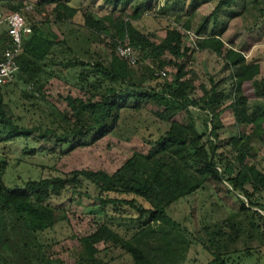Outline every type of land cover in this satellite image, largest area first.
I'll return each mask as SVG.
<instances>
[{
    "label": "trees",
    "instance_id": "16d2710c",
    "mask_svg": "<svg viewBox=\"0 0 264 264\" xmlns=\"http://www.w3.org/2000/svg\"><path fill=\"white\" fill-rule=\"evenodd\" d=\"M74 1L38 0L34 11L45 14L46 7L53 6L50 23L71 26L78 14ZM87 1L92 6L101 2V11L85 10L81 14L85 36L73 35L70 30L66 32L68 38L62 33L45 34L42 24L34 23L29 13H24L28 5L23 0L5 3L8 12L24 15L31 34L16 59L18 68L11 82L0 84V145L22 143L21 155L30 158L35 154L34 146L55 153L88 138L96 143L117 130L121 113L127 109H155L153 115L167 127L149 144L146 153H133L112 174L73 169L64 175H38L25 180L14 166L10 184H6L8 163L0 161V264H62L48 256L52 245L41 238L68 221L61 206L65 195L72 204L91 199L86 185L95 192L93 205L100 210L130 211L134 218L128 222L135 226L128 237L121 236L108 221L98 224L87 236L71 235L69 240L84 254L76 257L74 264H104L101 256L109 250L124 253L130 264H184L192 244L210 255L206 264H259L260 248L229 251L226 243L219 242L223 235L220 231L217 245H207L173 221L167 209L207 184H226L239 203L237 228L242 227L248 240L254 237L264 244V173L256 167L251 145L257 141L264 150V76L259 78L258 63H246L240 52L224 45L221 36L226 23L218 22L223 13L228 15L227 21L254 13L253 25H264V0H165L154 16L163 15L165 8L178 3L182 7L173 16L174 25L179 26L180 18L187 19L180 25L184 34L176 28L167 29L159 43L134 27L143 16L153 14L154 0ZM208 4L213 11L197 29L195 50L190 49L191 20L200 7ZM210 20L212 24L207 27ZM259 32L264 33V26ZM103 39L109 41L108 60L89 49L92 43L102 44ZM9 43L2 30L0 60ZM118 44L136 54L138 62L134 66L115 54ZM196 51L222 58L228 78L222 83L209 79V88L198 81L188 70ZM167 69L172 71L170 81L165 79ZM68 76L74 80L78 94L63 98L65 109L59 111L40 96L41 90L52 79ZM225 82L227 91L220 88ZM16 90L19 100L36 102L30 108H41L42 120L36 125L25 127L22 118L14 116L5 103L4 96ZM196 92L199 95L194 97ZM250 102L254 103L251 115ZM226 108L233 114L234 131L221 142L220 117ZM177 115H181L180 122L173 119ZM219 148L221 153H217ZM20 164L17 162L16 167ZM207 230L203 228L206 234ZM100 246L103 249L99 250ZM114 259L109 257L110 261Z\"/></svg>",
    "mask_w": 264,
    "mask_h": 264
},
{
    "label": "rangeland",
    "instance_id": "374dc122",
    "mask_svg": "<svg viewBox=\"0 0 264 264\" xmlns=\"http://www.w3.org/2000/svg\"><path fill=\"white\" fill-rule=\"evenodd\" d=\"M28 6L32 7L29 16L33 22L42 24L41 30L45 34H56L59 36L61 33L68 38L66 32L71 30V33L76 36H85L82 27L81 14L87 9L99 13L101 10V2L90 5L87 0H75L72 5L78 9V14L71 21V26L59 27L50 23L52 20L50 12L53 6L46 7V13H36L34 11L35 4L38 0H23ZM8 0H0V10L7 12L5 3ZM138 2H141L139 0ZM144 0H142V3ZM139 4V6L142 5ZM153 14L143 16L139 21L134 23V27L140 32L147 34L155 43L163 40L165 31L167 29L176 28L182 32L180 25L187 19V17L180 18L179 26L174 25V15L179 12L182 5L173 4L164 9L163 15L154 16V13L159 12L164 6L165 0H154ZM264 6V4H262ZM264 8V7H263ZM105 9L104 12H106ZM213 11V7L203 5L195 13L191 20V30L189 32L190 43L187 45L190 49L195 50V43L198 38L195 37L197 29L204 23V19L208 17ZM238 11V10H237ZM100 13L101 14H104ZM131 10L127 13L131 14ZM227 13L220 15L218 22L223 21L224 30L221 36V41L227 48H232L236 52H240L246 63H258L260 65L259 78L264 76V33L259 32L263 28V24L259 22L253 25V16L248 13L242 14L235 19L227 21ZM49 18V19H48ZM49 20V22H48ZM45 22V23H43ZM222 23V22H221ZM212 24L208 21L207 27ZM3 27H0L1 31ZM263 30V29H262ZM182 34H184L182 32ZM70 39V37H69ZM101 43H92L90 51L99 55L102 59L108 60L109 56V41L103 39ZM186 43L187 38L183 37ZM69 45V44H68ZM70 46V45H69ZM147 63V62H146ZM188 70L191 75H194L198 81L203 83L209 88V79L215 83L224 82L229 75L224 67L222 58L217 57L207 51H196L193 55V60L188 65ZM172 71L166 70L165 79L171 80ZM74 80L69 76L61 80H53L45 84L41 90L42 96L47 102L54 105L57 110L62 111L65 109L63 98L66 96L74 97L78 94V89L74 85ZM150 85V82L147 85ZM228 82L220 85V88L228 90ZM20 90V89H19ZM19 90L14 91L13 94L4 96L5 103L10 107V111L14 116L22 118V124L25 127L36 125L39 120H42L40 114L41 108L32 107L36 104L35 101L26 99L19 100ZM27 91V90H26ZM29 92V91H27ZM199 92L193 96L196 97ZM39 102V101H38ZM230 102L225 104L228 106ZM254 103L250 102L249 112L253 110ZM32 109V110H31ZM37 110V111H36ZM155 109H141L139 111H132L130 109L124 110L121 113V123L118 125L117 130L104 137L102 140L91 143V139L86 141H78L56 151L55 153H48L41 151L37 146L33 157H24L21 155L23 149L22 143H10L4 146L0 145V161L4 160L8 163V176L4 177V182L10 184V172L12 167L21 174L23 179L40 177H50L55 175H64L73 169L81 170L88 169L91 171H104L107 174L115 172L133 153H146L149 149V144L154 142L166 130V124L157 116L153 115ZM34 112V113H32ZM197 114V113H196ZM199 114V113H198ZM16 118V117H15ZM180 122L181 115L173 118ZM222 131L219 135L221 142H226L230 134L234 131V118L230 109L226 108L220 117ZM199 131L202 130L200 120L197 121ZM90 139V140H89ZM206 138L203 139L205 141ZM256 157V167L264 173V162L262 156L264 150L261 149L257 141L251 143ZM33 144L31 145V147ZM219 148L217 153H221ZM22 163L24 164H20ZM20 166L16 167V163ZM7 170V171H8ZM87 193L91 196L90 200L83 199L79 204L68 203V197L62 199L61 206L67 212V222L59 224L53 230L45 232L42 235V242L52 245V253H48L51 258L61 260L62 264H74L73 260L76 257H83V251L79 247L73 245L69 237L75 235L76 237H84L92 233L95 227L102 223L107 222L112 224V227L121 236L128 237L134 229V223L128 222L134 215L130 211L118 210L113 212L110 208L100 210L97 205H93L92 196L95 192L92 187L87 186ZM229 192V193H228ZM243 201V198L240 197ZM239 203L237 196L231 191L226 184H207L204 189L198 191L195 195L185 198L180 202L175 203L167 209V215L176 223L185 228L190 234L199 236L203 241L208 244L213 243L217 245L216 234L220 231L223 235L219 238L220 243H226L229 251L244 250L245 248L254 250L260 248V257L262 258L259 264H264V244L258 243L254 237L249 240L246 233L243 232L242 227L237 228L236 221H240L237 215ZM128 210V209H127ZM222 225V226H221ZM207 227L208 234L203 232V228ZM221 227V228H220ZM220 233V234H221ZM225 234V235H224ZM237 236V238H236ZM103 246L99 247V250ZM104 256V257H103ZM109 257H114L113 261ZM104 264H130L129 258L119 250H109L106 254L101 256ZM210 260V255L203 250L199 245L192 244L187 254L186 262L184 264H206ZM245 264H252L245 261Z\"/></svg>",
    "mask_w": 264,
    "mask_h": 264
},
{
    "label": "built area",
    "instance_id": "2783aa9c",
    "mask_svg": "<svg viewBox=\"0 0 264 264\" xmlns=\"http://www.w3.org/2000/svg\"><path fill=\"white\" fill-rule=\"evenodd\" d=\"M31 6L24 8V13H30ZM0 27L4 28L6 35L10 41L8 48L3 53L0 60V84L11 82L13 74L17 71L16 59L23 47L24 41L30 36L31 28L22 13L5 12L0 10ZM115 54L122 60L128 62L130 66H134L138 62L136 54L126 45H117ZM164 77L165 74L161 73Z\"/></svg>",
    "mask_w": 264,
    "mask_h": 264
}]
</instances>
